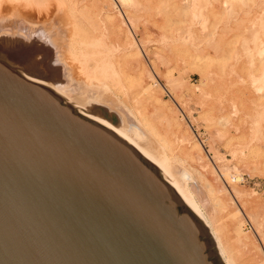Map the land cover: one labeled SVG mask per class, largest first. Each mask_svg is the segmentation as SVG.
<instances>
[{
    "label": "rangeland",
    "instance_id": "rangeland-1",
    "mask_svg": "<svg viewBox=\"0 0 264 264\" xmlns=\"http://www.w3.org/2000/svg\"><path fill=\"white\" fill-rule=\"evenodd\" d=\"M57 1L54 4L64 3L66 12L69 7L68 60L77 70L78 78L90 85L106 86L109 95L116 98V104L132 120L145 123L148 131H155L164 141L163 154L170 163L182 167L181 180L189 182L233 264H264V96L250 83L251 72L248 57L241 48L242 40L222 29L211 16L201 29L200 42L194 46L181 39L182 35L174 37L163 21L169 8L167 0H78V9L74 8L75 0ZM48 2L45 0L34 8L35 12L38 10L37 19L49 20L53 16L54 7ZM160 7L162 11L158 12ZM34 9L29 7L28 15L35 18ZM203 13L208 15L209 11L204 9ZM157 18L160 20L156 23ZM222 31L226 32L223 42ZM175 50L184 54L177 59L178 71H173ZM42 56L43 64L39 63V67L44 77L50 78L52 57ZM209 190L212 193L208 196Z\"/></svg>",
    "mask_w": 264,
    "mask_h": 264
},
{
    "label": "water",
    "instance_id": "water-1",
    "mask_svg": "<svg viewBox=\"0 0 264 264\" xmlns=\"http://www.w3.org/2000/svg\"><path fill=\"white\" fill-rule=\"evenodd\" d=\"M0 264L223 263L153 165L0 61Z\"/></svg>",
    "mask_w": 264,
    "mask_h": 264
},
{
    "label": "bare ground",
    "instance_id": "bare-ground-1",
    "mask_svg": "<svg viewBox=\"0 0 264 264\" xmlns=\"http://www.w3.org/2000/svg\"><path fill=\"white\" fill-rule=\"evenodd\" d=\"M19 1L22 3H20ZM44 1L45 0H5L3 2V0H2L3 3L0 1V61L6 63L9 67H12L13 69H15L26 80L31 81V82L36 83V84H39L41 86L47 87L48 89L52 90L59 97H61L62 100L66 104L73 107L78 113H80L81 115L97 122L98 124L102 125L103 127L111 130L118 137H120L126 143H128L132 148H134L146 161H148L151 165H153L157 169L160 176L172 187V189L181 198V200L187 205V207L198 216V218L200 219L202 224L209 231L211 239L213 240V242L215 244L217 253H218L222 263L223 264H233L232 260L226 255V252L224 250L225 247L222 246V244H221L222 240L221 241L219 240V238L217 237V234L215 233V230H213L214 228H212L211 221L209 220V218L206 216V213L204 212L205 209L203 210V208H202L203 206L201 207L200 203L197 201V198H196L197 195L190 188L189 182L181 180L180 176L182 173L181 172L182 167L180 165L176 164L175 161H174L175 164H172V162L170 163L167 160L166 156L163 154L164 145L162 146V143H164V141H162L160 139V137H158V134L155 131H148L145 123H142V124L137 123V122H135L134 118L132 120L131 119L132 116L129 117V115L127 113H125L126 111H124L121 107H119L116 104V98L114 99V96L112 97V94H111V96L109 95V93H108L109 90H107L106 86L100 87V84H99V86H97V85L94 86L95 84L90 85L88 83H84L82 81L83 79L82 80L79 79L78 76L76 75L77 73L75 74V72H77V70L75 71V69L73 68V66L70 64V62L68 60L70 58V56H69V54H70L69 53L70 52L69 47L70 46L69 45H71V43L69 42L70 41L69 32H71L70 31L71 24H70L69 18H68L69 7L67 9V12H68V15H67L66 8L63 6L64 3L61 4L58 2L59 1L58 0L57 1L58 3L56 2L57 4L55 5L53 2L54 0L53 1L51 0L52 3L50 0H46L47 2L49 1L48 4H50V6L54 7L53 8L54 12H52L53 16H51L49 18V20L37 19L38 10H37V12H35L34 8L39 7ZM60 1H62V0H60ZM123 1L124 0H122V2ZM79 2L80 1L75 0V2H74V8L75 9H78ZM167 3H168L167 5L169 7L168 13L165 14L164 19L163 18L162 19L165 22V24L169 25V27L172 31L171 32L172 35L174 37H178V35H182L181 39L185 40L186 43L187 42L191 43L194 46L196 43L200 42V39H201L202 34H203L201 29H203L204 25L209 21V18H210L209 16H211V18L214 21H216V23H218V21H219L222 29H227L228 32L235 34L238 37V39L242 40L243 43L241 44V48L245 52L246 56L248 57V65H249L248 71L251 72V75H250L251 82L250 81L249 82L255 88L257 93L261 94L262 97L264 96V0H167ZM29 7L33 8L35 14H37V15H35L36 16L35 18L28 15L29 14ZM220 8L222 9L221 13L219 12ZM25 9L27 10L28 13H26ZM204 9H207L209 11L208 15L203 13ZM30 11H32V10L30 9ZM142 11H143V9H142ZM161 11H162V8L161 7L158 8V12H161ZM156 13H157V11H156ZM116 14L118 15L117 12H116ZM45 15H47V14L45 13ZM119 15H120V13H119ZM102 16H104V15H102ZM218 16H225L226 19L222 20L220 17L218 18ZM160 18H157L156 23L160 20ZM141 22H144V21H141ZM124 26H126V25H124ZM128 31H129V28H128ZM184 33H186L185 36H183ZM220 38H221L220 41L223 42L226 39V32L222 31V35ZM77 44H79V43L77 42ZM205 44H207V43H205ZM210 44H212V43H210ZM160 47H162V46H160ZM41 53L46 55V56H49V58L52 57L50 60V61H52L51 62L52 64L50 65L52 68L51 69L52 75L50 78L44 77L43 72L41 71V69L39 67V63L41 64V62L43 61L42 60L43 56ZM214 53H215V51H214ZM181 54L182 53L179 50H175L174 52H172V59L174 61V62H172L174 64L173 71H178V69H179L177 59H178V57H181ZM182 55H184V54H182ZM40 56H42V57H40ZM228 56L229 55H227V57ZM196 58L197 57L195 56V59ZM43 59H45V56ZM203 60H206V58ZM200 61H202V59ZM200 61H198V62H200ZM223 61H224V59H223ZM233 61H234V59H233ZM45 62L46 61H44V64H45ZM208 62H209V60H208ZM215 63H217V62H215ZM72 64H74V63H72ZM220 64H221V62H220ZM100 66L101 65L99 64V67ZM195 69H196V67H195ZM103 74H105V73H103ZM106 74H107V72H106ZM115 77L117 80L118 77L116 75H115ZM145 77H148V76H145ZM200 78H202V77H200ZM126 80H127V78H126ZM171 81H173V80H171ZM116 82H117V84H119L118 81H116ZM172 84H174V83H172ZM200 84H202V83H200ZM198 87H200V85ZM116 89H117V87H116ZM139 91L142 92L143 90L140 89ZM258 99H260V98H258ZM263 99H264V97H263ZM152 100H154V99H152ZM117 101H119V100H117ZM154 101H152V102H154ZM131 102L132 101H130V103ZM133 104L136 105L135 102ZM176 104H177V102H176ZM119 105L122 106V104H120V103H119ZM162 108H163V105H162ZM130 115H132L131 112H130ZM138 118H140V117H138ZM143 121L144 120H142L141 122H143ZM166 126H167V124H166ZM150 129L152 130L153 128L150 127ZM190 134H191V132H190ZM178 141L180 143L181 140H178ZM197 141H198V139H197ZM227 148H229V147H227ZM206 153H207V151H206ZM184 157H185V155H184ZM170 158H172V157H170ZM208 159H210V158H208ZM215 162H216V160H215ZM179 163H180V161H179ZM239 163H240V161H239ZM212 165H213V163H212ZM198 166H200V165H198ZM236 167H238V166H236ZM213 170H214V166H213ZM213 170L211 169V171H213ZM190 171L192 172V170H190ZM221 171H222V169H221ZM226 173H227V171H226ZM228 174H229V172H228ZM220 176L217 178L221 179ZM223 181H225V180H223ZM199 182H200V180H199ZM224 187H226L225 184H224ZM211 193H212V190H209L208 196ZM233 193H234V191H233ZM236 195H238V194H236ZM210 197H209V199L211 202ZM228 199H230V198H228ZM212 203H213V201H212ZM206 204H208V203L206 202ZM258 205H259V203H258ZM206 206H208V205H206ZM254 206H255V204H254ZM204 208H205V206H204ZM239 212H240V210H239ZM258 213L260 214V211ZM263 214H264V212H263ZM216 215H217V213H216ZM241 215H242V213H241ZM224 218H226V217H224ZM236 218L238 219V217H236ZM251 218H252V215H251ZM225 220H228V219H225ZM252 225H254V224H252ZM262 227L259 226V228H262ZM222 229H221V231H222ZM217 233H219V232H217ZM239 233L240 232L238 230L237 235H239ZM257 234L259 235L260 233H257ZM260 235H262V234H260ZM225 238H226V236H225ZM236 240H238L237 237H236ZM256 241H258V240H256ZM259 255H261V254H259Z\"/></svg>",
    "mask_w": 264,
    "mask_h": 264
},
{
    "label": "built area",
    "instance_id": "built-area-1",
    "mask_svg": "<svg viewBox=\"0 0 264 264\" xmlns=\"http://www.w3.org/2000/svg\"><path fill=\"white\" fill-rule=\"evenodd\" d=\"M249 228H251V226H249Z\"/></svg>",
    "mask_w": 264,
    "mask_h": 264
}]
</instances>
